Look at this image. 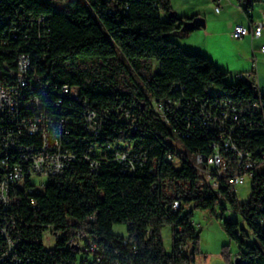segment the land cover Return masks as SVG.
<instances>
[{
    "label": "trees",
    "instance_id": "trees-1",
    "mask_svg": "<svg viewBox=\"0 0 264 264\" xmlns=\"http://www.w3.org/2000/svg\"><path fill=\"white\" fill-rule=\"evenodd\" d=\"M256 1L246 0L245 10ZM189 19L178 15L171 0H0V68L18 67L21 53L31 56L34 77L46 85V97L37 93L43 110L57 123L67 117L64 142L78 155L48 178L43 191L35 180L10 189L11 205L0 210V264H194L200 242L195 210L215 213L220 206L223 215L226 203L250 232L238 221L223 222L239 245L241 264H264V169L252 180L251 200L242 202L228 188L222 199L209 194L192 161L199 153L212 154V144L221 141L217 123L206 124L205 104L211 110L231 102L240 114L234 137L253 152L264 146L259 87L237 76L228 82V71L210 57L173 42L170 35ZM65 84L79 89L81 101L72 95L58 104ZM166 99L179 101L180 108L165 121L154 104ZM87 109L105 116L101 136L86 131ZM84 140L98 145L97 171L85 157ZM41 141V135L24 138ZM111 147L129 152L136 170L114 160ZM9 215L15 217L10 228L17 262L3 259L7 240L1 230ZM116 224H125L128 235L115 234ZM168 225L171 253L162 236ZM47 232L55 235L54 248L45 244ZM82 239L96 242L100 251L89 258ZM181 244L189 249L181 251ZM223 254L230 257V251Z\"/></svg>",
    "mask_w": 264,
    "mask_h": 264
},
{
    "label": "built area",
    "instance_id": "built-area-1",
    "mask_svg": "<svg viewBox=\"0 0 264 264\" xmlns=\"http://www.w3.org/2000/svg\"><path fill=\"white\" fill-rule=\"evenodd\" d=\"M235 0H214L216 12H221L226 3H234ZM236 5L241 7L248 16H252L253 9L248 8L246 0H237ZM43 18L40 19L42 21ZM264 32V9L261 12L260 20L251 22L249 26L236 24L232 30L234 39L242 40L246 35L251 34L253 38H259ZM264 54V45L261 47ZM18 58L23 60V67H15L14 64H4L0 68V152H3V160H0V210L6 212L11 205L12 199H5L4 189L24 187L26 181L34 182L37 178H49L53 175L61 174L71 162L77 160L76 152L67 147L64 142L65 126L67 117L58 120L50 118L43 110V103L37 93L46 97V85L43 80L34 77L35 65L31 56L21 53ZM239 79H248L257 83V64L251 70L237 74ZM262 89L259 87L260 102L257 108L262 112L259 122L264 132V101ZM71 95H78V102L81 101L79 89L75 86L65 84L61 89V97L57 100L61 104L63 100L71 101ZM198 103V101H197ZM207 105L203 106V113L209 120L206 124H215L221 132V141L212 144L213 153L205 155L199 153L193 157V166L198 170L199 175L207 188L209 194L220 195L222 190L228 188L237 195V186L244 184L247 178L253 180L257 173L264 169V146L251 151L243 147L234 137L236 131V121L239 120V109L229 101H223L216 105H211L207 110ZM180 108V102L173 99L156 101L154 111L160 114L165 121L168 113ZM86 131L94 136H101L104 131L105 116L98 111L87 109L83 115ZM196 120L197 118H193ZM132 129L136 130L137 125L133 124ZM181 136L189 137L188 133H180ZM41 135L40 143L24 142L28 136ZM85 157L91 160L93 171L99 170L101 160L94 158L98 149L95 142L84 146ZM114 152V160L125 163L132 170H136L135 159L129 152L111 147ZM103 160L106 157H102ZM38 189L30 187L29 192ZM238 197V196H237ZM239 199V198H238ZM181 206L179 201L174 202V210ZM3 215L0 214V220ZM14 215L7 217V226L2 227L1 233L7 240L4 258L13 256V261L17 262L14 252L18 246V241L13 240L12 230L14 225ZM10 225L13 226L10 228ZM79 240V239H78ZM127 243V241H124ZM82 248L89 252V258L100 251L99 245L89 240L87 243L82 239ZM181 251L189 249L188 244H181ZM88 258V259H89ZM87 259V260H88ZM90 264V262L88 263ZM97 264H101L98 260Z\"/></svg>",
    "mask_w": 264,
    "mask_h": 264
},
{
    "label": "rangeland",
    "instance_id": "rangeland-1",
    "mask_svg": "<svg viewBox=\"0 0 264 264\" xmlns=\"http://www.w3.org/2000/svg\"><path fill=\"white\" fill-rule=\"evenodd\" d=\"M174 10L179 13V16L188 15L192 16L194 14L200 13L203 18H208L211 21H217L220 18H228L232 21V24L238 22L245 23V15L241 7L236 5H226L223 7L221 12H216L215 2L213 0H171ZM260 5H264L263 0L257 1L255 8V16L258 17L260 13ZM164 19L165 15L162 16ZM222 20V19H221ZM220 20V21H221ZM219 26H223L222 23H217ZM205 29H196L192 31L191 36H182L181 34H187V31L183 30V33H172L170 39L176 44L180 45L186 51L200 52L205 55L206 47V35ZM191 33V32H189ZM223 48V46L221 47ZM257 64V83L264 92V58H258ZM228 82L237 81L233 72L227 76ZM179 166V162L177 163ZM48 178H37L35 183L44 190V185L47 184ZM253 195V183L250 178H247L244 184L237 186V196L240 201L248 202L251 200ZM226 210L222 214V209L217 206L215 213L210 210L196 209L193 217L194 227L200 234L199 242V252L196 254V259L194 264H235L239 245L231 241L225 231L223 222L224 220L238 221L241 227H245L247 232L249 229L245 225V222L240 213L234 211L229 204L226 203ZM115 234L121 236H127V226L125 224H116L113 228ZM162 236L165 244V249L168 253L172 252L173 249V231L171 225L164 227L162 231ZM249 242H252L253 236L247 238ZM45 244L48 248H54L56 245L55 235L51 232H47L44 238ZM225 245L227 247H225ZM229 249V250H228ZM230 251V257H226L223 252Z\"/></svg>",
    "mask_w": 264,
    "mask_h": 264
},
{
    "label": "crops",
    "instance_id": "crops-1",
    "mask_svg": "<svg viewBox=\"0 0 264 264\" xmlns=\"http://www.w3.org/2000/svg\"><path fill=\"white\" fill-rule=\"evenodd\" d=\"M214 1V0H213ZM260 1V0H257ZM254 4L252 16H248L243 10L245 15V23L238 22L245 26H249L251 22H256L261 18V12L264 9V5H260V13L258 17L255 16L256 3ZM264 2V0H263ZM235 5L234 3H226V5ZM179 15V13H178ZM200 13L192 16L182 15L186 18L202 17ZM222 19V20H221ZM206 20V26L201 27L205 29L206 35V47L205 52L222 70L234 73L235 77L239 73H244L251 70L254 66L255 61L258 58H264V54L261 52V47L264 45V32L259 38H253L251 34L246 35L242 40L234 39L232 30L236 24H232L228 18H220L217 21H211L208 18ZM221 20V21H220ZM222 23L223 26H219L217 23ZM198 28V29H201ZM177 33L181 34L183 31ZM196 30V29H195ZM192 31L190 30L187 34L182 36H191ZM181 32V33H180ZM223 46V48H221Z\"/></svg>",
    "mask_w": 264,
    "mask_h": 264
},
{
    "label": "water",
    "instance_id": "water-1",
    "mask_svg": "<svg viewBox=\"0 0 264 264\" xmlns=\"http://www.w3.org/2000/svg\"><path fill=\"white\" fill-rule=\"evenodd\" d=\"M206 26V20L203 17H194L192 19L186 20L182 27L180 28V31H187L189 32L190 30H195L201 27ZM175 33V32H174ZM235 264H241V257L237 256Z\"/></svg>",
    "mask_w": 264,
    "mask_h": 264
},
{
    "label": "bare ground",
    "instance_id": "bare-ground-1",
    "mask_svg": "<svg viewBox=\"0 0 264 264\" xmlns=\"http://www.w3.org/2000/svg\"><path fill=\"white\" fill-rule=\"evenodd\" d=\"M18 67H23V60H21V58L18 59V63H17ZM72 96V95H71ZM74 100H78V96L77 95H73L72 97ZM86 141V140H84ZM84 145L85 146H89V143L84 142ZM0 160H3V152H0ZM10 189H4V196H5V199H10L11 196H9L10 194Z\"/></svg>",
    "mask_w": 264,
    "mask_h": 264
}]
</instances>
